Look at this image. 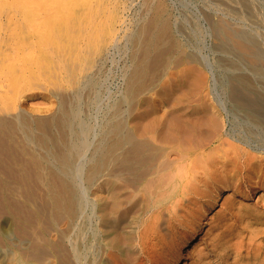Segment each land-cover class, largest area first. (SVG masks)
Wrapping results in <instances>:
<instances>
[{
    "label": "bare ground",
    "instance_id": "6f19581e",
    "mask_svg": "<svg viewBox=\"0 0 264 264\" xmlns=\"http://www.w3.org/2000/svg\"><path fill=\"white\" fill-rule=\"evenodd\" d=\"M128 2L0 0V211L18 235L1 264H181L207 226L228 233L221 264H264L262 36L213 26L221 53L238 50L221 61L235 92L192 98L208 78L170 70L208 60L167 5L144 0L130 18Z\"/></svg>",
    "mask_w": 264,
    "mask_h": 264
},
{
    "label": "rangeland",
    "instance_id": "374dc122",
    "mask_svg": "<svg viewBox=\"0 0 264 264\" xmlns=\"http://www.w3.org/2000/svg\"><path fill=\"white\" fill-rule=\"evenodd\" d=\"M123 1H129L128 3H130V1H132L131 6L129 7V11L127 10V15H129L130 18L131 17L134 18L136 12H141L143 10L142 3L144 0H123ZM151 1H153L152 7H154V5L159 3V2L168 6L169 11H170V16H171L170 18L173 20V22L175 21L174 22L176 25L175 27L182 24L184 29H182L180 32H178L179 34L177 33V35L178 36L181 35V39L184 40L185 43L187 44L186 46L188 49L186 48V50L187 51H193L194 53L198 52V53H196L197 57L199 59H201V61H203V62H204V60H208L207 62H204V63H206V66H207L206 69H204L201 64L199 65V63H191L193 66V69H191L192 66H191L190 62L187 64L188 61L187 62L183 61V62H181V64L177 65L175 68L170 70V73H171V71L174 73V74L171 73L172 76H174V77H177V76L180 77L182 75H189L188 77H192V74H193V76L196 74V76L198 75L197 77H199L200 74H202V75L204 74L208 78V82L206 83L207 84V90L206 91H203L202 88H199L200 91H198L196 88H194V89H196V92H195V90L192 88L193 86L192 87L190 86V88H192L191 90L187 86V90H184V93H182L183 95L185 94V96H190L192 98H196V97L199 98L201 96H205L207 94V91L210 90L211 93L209 94V97L210 98L214 97L213 99L216 102L217 99L220 100V99L230 98L231 95L234 94L233 92H235L234 85L236 86V84L234 83V81H232L231 78H232V75H234L236 73V71L228 68L226 65H222L223 63L221 61L228 56L236 58L238 55V50L234 49V51H235V52L233 51L234 54L231 53L233 55H227V54L221 53L217 49L218 48L217 45L220 43V40H219L220 38L217 39L216 36H218V35H216L214 30H213L214 29L213 26H215V25H220L223 28L226 25L231 26V28H233L232 26H236L235 28H237V27L238 28L237 29L234 28L235 30H238V31L243 32V33L254 34V35H256V37H258L259 40L263 38L262 39L263 42L260 40V44H259V46H260L259 50L262 48L261 49L262 51L260 54V56L262 55V57H258L259 59H256V60H258L256 62L258 63V65L260 67L262 66L261 68L264 70V65H263L264 64V58H263L264 57V53H263L264 47H262V46H264V30H263L264 29V0H250V1L248 0V3L250 2L251 5H253L255 14L257 12V14H256L257 15L256 16L257 22H254L250 19L246 9L243 8L244 5L239 0H222V1H220V0H151ZM235 1H236V3H235ZM225 5H226V7H224ZM244 11H246L247 14ZM150 13L152 14V11H150L149 14ZM133 14H134V16H133ZM149 14L147 17H145L146 20H148L149 17L151 16V15L149 16ZM229 15L230 16L232 15V16L230 17ZM239 15H241V16H239ZM196 17H198V18H196ZM246 18H247V20H246ZM260 20H262V21H260ZM251 21L253 23H251ZM258 21L260 23H258ZM179 23H181V24H179ZM252 24H253V26H252ZM260 24H261V26H260ZM187 25H189V26H187ZM256 25H258V26H256ZM246 27H247V29H246ZM248 27H250V28H248ZM189 28L194 30V31H191ZM239 28L240 29L242 28L244 30L241 31L242 29L239 30ZM254 28H255V30H253ZM251 30H253V32ZM197 33H199V34L197 35ZM190 34L193 35V40L189 39ZM260 36H262V38ZM219 37H221V36H219ZM188 40H189V42H188ZM189 43H191V44H189ZM194 48H195V50H194ZM258 52H260V51H258ZM241 54H242V52H241ZM241 57H242V60H244L242 62L244 64L242 72L250 74V71H248L249 68H246V65H248L250 63L249 56L245 57V55L242 54ZM247 58H248V60H247ZM117 59H118V57H117ZM260 60L263 61V63ZM118 63L120 64V60L118 61ZM119 64H117V66ZM117 66L115 68L116 74H117V70H118ZM182 67L185 71L186 70L190 71L191 74H189L190 72H188V74H187V72H185L182 69ZM194 69L197 72L193 71ZM197 73H200V74H197ZM191 79L193 80L196 78L192 77V78H190V80ZM191 82L192 81H190L189 83H191ZM211 82H214V83L212 84ZM117 83H118V80L116 79L115 84H117ZM191 84H193V82ZM209 87H211V88H209ZM257 87H259L258 91L261 94H264L263 93L264 92V80L260 81L257 84ZM204 90H205V88H204ZM189 91H190V93H189ZM243 92H245V91H243ZM191 93H193V94H191ZM228 96H230V97H228ZM38 98H35V100L32 104L37 103V104L41 105V107L48 106L47 102L44 103L43 102L44 100L41 101L42 99L41 98L38 99ZM52 100L53 99L49 100V102ZM28 104H30V102L26 101L25 105L28 106ZM43 105H45V106H43ZM225 116H226V123L229 124V127H230L231 116H229L228 113L227 114L225 113ZM105 179H107V178H105ZM102 180L103 179H101L99 182L102 183L103 182ZM255 192H256L255 194H257V197L261 194V192L260 193H257V191H255ZM261 195H263V194H261ZM18 196L21 197V195H18ZM18 196H13L10 198L12 199V201L16 205L19 206V204L22 205L24 202H23V199L18 197ZM189 196L191 197L192 195L190 194ZM192 197L195 198L194 196H192ZM263 197H264V195H263ZM17 200L19 201V203ZM190 200H192V198H190ZM254 201H256V198H254ZM12 209L13 208H11V206L6 205V206H4V211H0V255H1L0 256V264H1L2 260L4 261V258H12V253L15 252V246L14 245L16 243V239H18L16 229H15L14 225H12V220H13V218H11V217H13V215H11ZM190 209H191V213L194 212V209L191 208V206H190L189 210ZM175 210H176V213L175 214L173 213V215H172L173 219L171 221L172 224H174V225H176L177 223L182 221L184 218L183 216L187 215L189 212V211L182 210L181 207L176 208ZM3 212H5V213H3ZM180 212H182L184 215L182 213L180 214ZM162 220L163 221L167 220V216L163 217ZM216 221L218 222L219 219H216ZM217 222H215L214 225H216ZM4 223L7 224V225H5V228L2 227ZM218 224H220V222ZM207 227L203 228L201 230V232H199V234L197 235L195 240L192 241L193 244L188 247L187 253L189 254V256H188L189 258L187 257L186 261L182 262L183 264H215V263L221 264L220 263V256H223L227 252L226 249L222 250L221 247H222L223 243L227 242V239H228L227 234L228 233L222 232V234H220V236L216 237V233H217L216 232V226H214L213 228L212 227L207 228ZM209 229H210V231H208ZM205 231H207V232H205ZM209 235H211V236L208 240L207 236H209ZM196 247H198L197 249L200 250V252L199 251L197 252V249H196V251H194V253H192V250H194ZM6 255H8L9 257ZM227 259H229V264H232L231 259L229 257Z\"/></svg>",
    "mask_w": 264,
    "mask_h": 264
}]
</instances>
